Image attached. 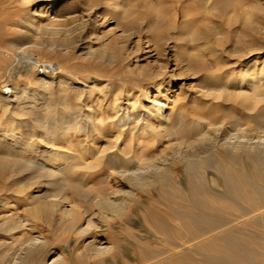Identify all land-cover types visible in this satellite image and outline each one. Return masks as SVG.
Wrapping results in <instances>:
<instances>
[{
    "label": "rangeland",
    "instance_id": "374dc122",
    "mask_svg": "<svg viewBox=\"0 0 264 264\" xmlns=\"http://www.w3.org/2000/svg\"><path fill=\"white\" fill-rule=\"evenodd\" d=\"M209 1L211 0H57L54 9L38 17L35 14L38 13L39 6L48 0H0V50L8 56L6 59L0 58V76L3 73L0 79L5 78L3 71L10 67L11 61L13 65L16 62L11 53L26 49L39 61L52 63L61 71L58 73L55 69L54 77H51V72L26 73L16 69L21 76L17 79L15 75L13 79L17 91L22 93L23 90L31 94L40 89L41 95H37V102L46 101L50 103L51 109L54 108L52 104H55L53 102L59 91L56 87L52 89L45 86L46 92L45 88H39L38 80L41 77L54 85L59 80L64 81L63 85L71 81L73 87L84 83L85 85H81L85 90L84 96H75L73 101L80 103L85 112L87 109L94 115L97 113L94 118L99 122L101 113L109 111L110 115L111 108L106 105L112 102L115 91L109 86L112 85L113 89L117 87L115 82L118 78L121 106H128L124 98L127 95L128 103L134 104L133 114L141 113L145 116L153 105L147 102L146 94L149 93V100L161 101L158 100L160 95H152L150 88L158 76L162 75L170 80L168 88L172 90V96L170 93L167 95L171 100L168 105L172 107L168 110L167 120L176 118L179 110L183 109V117L190 123L192 119L204 117L206 122L210 121V125L215 124L213 126L218 125L231 131L228 126L235 123L234 120L240 118L242 123L249 124L251 116L264 108V0H247L254 7L248 18H243L233 8L227 11L214 7L211 9ZM175 4H181V12L188 15L177 20L175 27H167L166 23L172 12L178 10L171 8ZM160 10H164L167 18L156 28L155 13ZM33 19L39 21L38 26H31ZM183 21H186L185 24ZM150 49L152 51L148 52ZM175 95H179L181 99L173 102ZM106 96H109L108 101ZM257 98L262 100L255 103ZM43 111H35L32 118L22 117L25 124L20 126V131L26 133L27 142L34 148L35 154H31L40 152L52 157L60 150L66 152L61 139L53 142L39 138L38 121L35 118ZM8 117V112L0 105V130L5 132L9 130ZM106 122L104 127L99 128V135L95 133L91 139L75 133L74 143L80 142L82 145H74L76 153L81 152V156H78L74 151L78 157L74 156L76 161L85 158L86 148L97 150L94 156L100 158L101 153L115 154L123 147V142L127 143L124 140L120 142V137L129 138V131L125 130L118 139L120 128H111V123ZM152 124H156L155 128L150 132L146 129L139 140L145 145L133 149L140 160H147L167 151L166 137L162 135L158 122L154 121ZM189 132L191 136L192 131ZM135 142L136 140L133 143ZM144 150L146 154L141 156ZM175 168L174 178L186 185L189 177L180 170V165H175ZM100 171L102 170L89 174L93 190L101 188L100 181L97 182L101 176ZM211 171L215 172L214 169ZM179 186L182 187V184ZM135 193V198L126 204V213L111 218L106 231H100L95 219L91 225H87L86 217L81 225V229H84L81 234L62 232L60 223L49 221L42 214L38 215L35 222L31 220L29 227H26L14 221L12 215L17 209L24 214L25 207H0V264H49V258L46 257L48 253L51 257L62 253L67 264H77L75 256L89 253L95 236L106 238L113 248L103 259L93 261V258H88L85 264H161L155 260L159 255L162 256L160 258L168 257V252L173 247L170 241L173 242L174 239L170 238L169 241L157 231L158 221H169L173 231L184 230L173 215L175 202L168 195L165 198L164 191L158 185L143 190L135 189ZM14 197L6 199L5 206L14 204ZM72 197L70 199L77 202L78 198ZM80 203L82 204L81 201ZM95 209L97 210L95 206L89 207L91 211ZM10 224L16 227L6 230L5 226ZM31 235L36 236L38 241L43 240L45 244L42 247L38 243L31 245Z\"/></svg>",
    "mask_w": 264,
    "mask_h": 264
},
{
    "label": "bare ground",
    "instance_id": "6f19581e",
    "mask_svg": "<svg viewBox=\"0 0 264 264\" xmlns=\"http://www.w3.org/2000/svg\"><path fill=\"white\" fill-rule=\"evenodd\" d=\"M211 1H209L211 9L214 7L227 11L233 8L243 18L250 17L254 11V7L247 0H213V5ZM56 2L57 0H48L41 4L35 15L42 17L50 9L55 8ZM171 8L178 10L172 12L171 18L166 23L167 27H175L177 20L188 15L187 12V14L181 12V4H175ZM163 12L160 10L155 13L156 28L160 27L167 18L166 13ZM184 22L186 21H183V24ZM38 25L37 19L31 21L32 27ZM150 51L152 49L148 50ZM11 54L16 62L13 65L11 61L10 67H6L3 71L5 78L0 79V105L9 115L7 120L9 130L7 132L0 130V207L4 206L7 209L15 207L14 205H17V208L25 207L24 214H21L18 209L13 212L14 221L29 227V222L31 223V220L35 222L38 215L42 214L49 221L60 223L62 232L81 234L84 231L81 225L87 217V225H91L95 219L100 231L103 229L106 231L111 218L126 213L128 210L126 204L136 196L135 189L143 190L158 185L159 189L164 191L165 198L168 195L174 200L173 215L184 230L173 231L169 221L163 219L158 221L157 231L167 240L171 238L174 241L169 240L173 247L170 246L168 257L160 258L161 255H159L155 262L161 264H264V108L260 113L251 116L249 124L242 123L243 120L240 121L239 116L236 115L239 119L228 126L231 131H226L218 125L213 126L215 124L210 125V121L206 122L204 117L191 118L190 123L186 117H183V109L179 110L176 118L167 120L168 110L172 108L168 105L171 100L167 95L170 93L169 95L172 96V90L168 88L170 80L159 75L150 91L156 97L160 95L158 100L161 101L149 100V93L146 94L147 102L153 104L152 110L145 116L141 113L134 115V104L128 103L127 95H124V98L128 106L123 107L119 103L118 78L115 82L117 87L113 89L112 85L109 86L112 91H115L112 102L106 105L111 108L110 115L109 111L106 114L101 113L100 120L97 122L94 118L97 113L94 115L86 108L87 112H85L80 103L73 101L75 96L79 98L85 93L81 87L85 85L84 83L73 87L71 81L63 85L64 81L59 80L57 85H54L53 82H46L40 76L39 88L46 86L54 89L56 87L59 91L56 101L53 102L55 104H52L53 109L49 108L50 103L46 101L37 102L40 89L36 88L37 90L31 94L25 93L27 92L25 90L19 93L14 86L15 82L13 84L15 75L17 79L20 76L16 69L26 73L51 72V77H54L55 69L58 73L61 70L59 67H54L52 63L39 61L31 52L23 48ZM7 57L5 52L2 54L0 50V58ZM44 91L46 92V88ZM174 97L173 102L181 99L179 95ZM261 100L257 98L254 102ZM128 107H131L130 110ZM37 110L45 111L35 118L38 121L39 138H46L53 142L61 139L66 152L60 150L52 157L40 152L36 155L31 154L34 148L32 144H29L30 142H27L28 137L26 138V133L23 134L20 131V126L25 124L23 116L32 118L31 116ZM106 121L111 123L109 124L111 128L116 126L120 128L118 139L125 130L129 131V138L120 137V142L124 140L127 143L123 142V147L115 154L101 153L100 158L94 156L97 150L86 148L87 157L76 161L75 155L78 153V156H81V152L76 153L77 150H74V147L81 144L74 143L75 133L76 135L77 132L81 133L86 139H91L95 133L99 135L100 127H104L107 124ZM154 121L158 122L162 135L166 137L167 151L151 156L150 159L140 160L133 149L144 144L139 140L146 129L150 132L155 128L156 124H152ZM189 131H192L191 136L188 134ZM135 140L136 142L133 143ZM145 154L144 150L140 155ZM175 165H180V170L189 177L186 185L174 178ZM99 169L102 171L97 182L100 181L101 188L93 190L90 186L89 174ZM179 184H182V187ZM12 196H15L12 200L14 204L5 206L6 199ZM71 196L78 198L79 202L78 200L73 202L70 199ZM90 206H95L97 210H89ZM9 226H5V229L13 230L16 227L11 225L12 227L9 228ZM37 239L36 236L31 235L30 244L38 243L39 247H42L45 243ZM93 240L94 244L89 253H79L75 256L77 264H85L88 258H93V261L97 258L103 259L104 255L111 252L113 246L106 238L95 236ZM49 254H45L49 258V264H67L62 253L52 257Z\"/></svg>",
    "mask_w": 264,
    "mask_h": 264
}]
</instances>
